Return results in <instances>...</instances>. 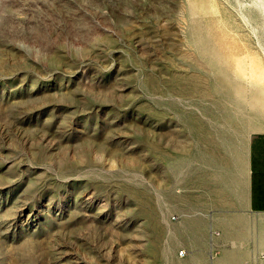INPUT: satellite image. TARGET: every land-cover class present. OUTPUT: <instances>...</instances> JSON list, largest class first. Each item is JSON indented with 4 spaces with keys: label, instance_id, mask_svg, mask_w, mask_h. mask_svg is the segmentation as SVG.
<instances>
[{
    "label": "rangeland",
    "instance_id": "obj_1",
    "mask_svg": "<svg viewBox=\"0 0 264 264\" xmlns=\"http://www.w3.org/2000/svg\"><path fill=\"white\" fill-rule=\"evenodd\" d=\"M258 131L264 0H0V264H199Z\"/></svg>",
    "mask_w": 264,
    "mask_h": 264
},
{
    "label": "crops",
    "instance_id": "obj_2",
    "mask_svg": "<svg viewBox=\"0 0 264 264\" xmlns=\"http://www.w3.org/2000/svg\"><path fill=\"white\" fill-rule=\"evenodd\" d=\"M174 211L181 218L175 240L187 260L264 264V131L249 139L242 180L231 178L223 195L199 194ZM214 246L219 253L212 259Z\"/></svg>",
    "mask_w": 264,
    "mask_h": 264
},
{
    "label": "built area",
    "instance_id": "obj_3",
    "mask_svg": "<svg viewBox=\"0 0 264 264\" xmlns=\"http://www.w3.org/2000/svg\"><path fill=\"white\" fill-rule=\"evenodd\" d=\"M213 233H214L215 235H218V234H219L218 231H214ZM180 253L183 254L184 251L181 250ZM218 253H219V250L217 249V247L214 246V247L211 249V251H210V253H209V256H210V258L213 259V258H215V257L218 255Z\"/></svg>",
    "mask_w": 264,
    "mask_h": 264
}]
</instances>
